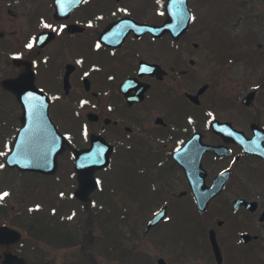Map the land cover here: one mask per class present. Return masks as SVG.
<instances>
[{"label":"flooded vegetation","instance_id":"af4514ba","mask_svg":"<svg viewBox=\"0 0 264 264\" xmlns=\"http://www.w3.org/2000/svg\"><path fill=\"white\" fill-rule=\"evenodd\" d=\"M167 1L0 0V184L4 175L8 183L0 194L9 193L0 199V226L20 235L16 241L4 237L0 264H23L10 257L27 259L28 252L34 259L25 264H44L41 248L69 246L77 242L73 237L84 240L87 227L82 224L89 218L71 228L72 220L57 215L58 204L51 202L56 197L64 203L77 200L83 211L104 200L105 194L96 196L105 189L101 174L124 168L114 164L116 156L134 158L128 167L131 182L143 181L147 201L159 202L144 224H135L132 237L141 226L145 236L157 238L153 243H162L167 233L183 235L185 230L178 227L183 213L189 212L196 216L194 222H204L205 228L192 231L205 237L217 263L212 231L221 248V264L225 245L237 252L264 253V95L258 88L246 99L250 90L235 93L222 84L219 76L246 58L231 53L218 57L214 35L211 50L199 42L190 45L186 36L194 20L176 38L168 31L148 30L144 25L161 26L168 20ZM125 17L130 20L120 22ZM209 61L212 81L202 76ZM25 73L35 85V112L47 105L50 119L26 117L24 103L2 84ZM193 80L191 88H184ZM259 85L264 86V79ZM19 133L31 136L20 144L21 153L55 152L58 164L10 166L7 158ZM94 136L113 145L111 163L94 171L98 186L82 201L73 197L79 186L74 156L91 148ZM29 177L40 179L41 185ZM66 177L70 188L60 186L57 194L45 189ZM28 185L40 194H32ZM210 189L214 196L202 210L198 197L207 198ZM164 209L166 215L154 222ZM214 217L217 229L205 223ZM89 247L87 242L81 246ZM257 257L264 264V258ZM160 258L165 257L159 255L157 264Z\"/></svg>","mask_w":264,"mask_h":264},{"label":"rangeland","instance_id":"374dc122","mask_svg":"<svg viewBox=\"0 0 264 264\" xmlns=\"http://www.w3.org/2000/svg\"><path fill=\"white\" fill-rule=\"evenodd\" d=\"M189 2L198 14H196L198 16L197 22L194 21L189 34L186 36L192 42L190 45H193V42H199L202 47L207 46L209 47L208 50H211L215 41L213 39L214 35L217 38V45L214 48H216L218 57L224 58L227 55L230 56L231 53L233 57L238 59H242L244 56L246 58L234 70H228L227 73L219 76L222 84L226 83L227 87L232 86V92L235 93L239 90L245 93L249 90V87L259 84L261 79H264V0H189ZM153 4L151 3L150 6H153ZM146 14L151 16L152 11L146 12ZM211 30L214 32L213 34ZM251 36L263 42L262 45L256 46V42L248 38ZM203 42L206 45H203ZM248 43L250 44L249 48L245 46ZM200 57L202 59V56ZM255 59H258V62L253 64L252 61ZM253 65L257 67L254 68ZM210 70L211 62L209 61L206 62L202 74L204 80L212 81L213 76ZM194 84V80L186 82L184 88H191ZM259 91L261 97H263L264 86L259 88ZM261 103L263 101L260 100L259 104ZM132 159L134 158L130 156H116L114 164L123 165L124 168L120 169L118 167L101 174L105 178V183H103L105 189L97 192L96 196L107 195L102 201L104 204L97 202L95 204L97 205L96 208L92 209L90 206L93 203L88 206L87 210L82 211L77 200H69L64 203L57 201L56 197L51 202V204H58L56 206L58 207L57 215L68 214L69 211L73 210L78 211V214H75L69 223L71 228H75L78 221L81 223L83 219L89 217V223L87 224V219L82 224L89 230L87 231L86 228V232H83V235H86L84 240H82L83 236L81 238L73 237V240L77 239V242L69 246L61 245L60 248L51 249L48 244L46 248H41L44 258L40 262L44 261V264H61V262L66 261L70 264L71 262H77V264H157V257L163 255L169 264H218L211 248L205 246V237L201 233L192 231L198 226L202 229L205 228L203 221L194 222L192 220V218H196L193 213L185 212L182 215V223L178 228L185 230L183 235L167 233L162 243L159 241L153 243L154 236V238L145 236L144 226L136 227L139 233L138 236H131L135 224H144L147 215L159 204V202L147 201V190L143 185V181L137 184L131 182L134 177L133 175L131 177L128 167L134 165ZM27 180L34 185H41V180L35 177H29ZM73 180L71 179V181ZM65 181L69 182L70 180L66 177L61 184H53L50 185V188L45 189L57 194V188L60 186H62V189L65 187L70 188L65 185ZM18 183L17 188L20 191L22 182L19 181ZM7 185V177L4 175L0 189ZM28 187L32 194H40L36 186L28 185ZM29 197L31 196H28V199ZM0 203H2L1 200ZM45 204L47 206L51 205ZM134 213H138V216H133ZM94 214L99 215L94 216ZM135 217L143 221L137 222L134 219ZM216 218L214 217L212 222L205 221L206 225L211 223L210 226L212 225V228L217 229ZM54 223L55 221H53ZM77 227L80 228V226ZM77 230L82 233V230ZM90 239L93 240L92 243L89 242ZM155 239L157 240V238ZM86 242L90 245V250L81 248ZM236 249L231 248L230 245H225L224 255L226 260L224 264H250L252 262L263 264L257 256H261L263 259L264 253L248 251L243 253L237 252ZM131 250H135V253L131 254ZM56 253L58 255L52 256ZM137 253L139 254L136 256ZM26 257L31 261L34 259V254L28 252Z\"/></svg>","mask_w":264,"mask_h":264},{"label":"water","instance_id":"95a60500","mask_svg":"<svg viewBox=\"0 0 264 264\" xmlns=\"http://www.w3.org/2000/svg\"><path fill=\"white\" fill-rule=\"evenodd\" d=\"M170 28H174V26L169 25ZM177 29V27H175ZM168 29V28H167ZM181 30H183L184 28H180ZM32 76V75H31ZM22 80L24 82L30 81L29 80V75L27 76V74H24L23 76H21L19 78V80ZM19 80H6L5 81V86L6 87H10L12 88L16 94H19ZM18 142L19 140L16 142L15 145V149L13 151V153L9 156V164H18L21 165L20 163L24 164V167H30V168H36L35 167V163L39 160L44 161L43 159L47 158L48 155H39V154H35V153H31V154H22L20 152V148L18 146ZM93 150H96L93 149ZM90 152H79L77 153V172L79 175V181H80V188L77 191V195L79 197H81L82 199H86L87 195L89 194V192L95 187V179L93 177V172H94V168L97 166H106L109 163V156L111 153V147L109 146V148L106 150V152H103V154L99 156L101 157V159H99V156H96L95 158H97L98 160H95L93 162H86L87 159L91 158L92 156L90 155ZM24 157L25 161L21 160L20 158ZM106 157V159H105ZM55 157H51L48 158L46 161L51 160V164L55 165ZM93 158V157H92ZM29 165V166H27ZM51 165V166H52ZM86 166H91V169L87 168ZM5 235H7L9 237V239L11 240H17L19 239V235L16 234V232H13L11 230H9L8 228H4V227H0V242H4V237ZM212 241H213V245H214V249L216 251L217 254H220V248L218 246V242L216 240V236L212 233ZM160 264H166L164 259H160L159 260Z\"/></svg>","mask_w":264,"mask_h":264},{"label":"snow or ice","instance_id":"6c2138e0","mask_svg":"<svg viewBox=\"0 0 264 264\" xmlns=\"http://www.w3.org/2000/svg\"><path fill=\"white\" fill-rule=\"evenodd\" d=\"M32 46H33L32 43H29L27 45L28 48H31ZM82 103H86V101H82ZM2 167H3V165H0V168H2ZM7 195H9V193H7V192H4V193L0 194V199H3V197H5Z\"/></svg>","mask_w":264,"mask_h":264}]
</instances>
